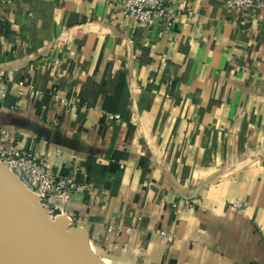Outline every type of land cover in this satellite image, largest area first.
Masks as SVG:
<instances>
[{"label": "crops", "instance_id": "crops-1", "mask_svg": "<svg viewBox=\"0 0 264 264\" xmlns=\"http://www.w3.org/2000/svg\"><path fill=\"white\" fill-rule=\"evenodd\" d=\"M8 1L0 148L73 180L55 217L97 263L264 264V0H172L170 29Z\"/></svg>", "mask_w": 264, "mask_h": 264}, {"label": "water", "instance_id": "water-1", "mask_svg": "<svg viewBox=\"0 0 264 264\" xmlns=\"http://www.w3.org/2000/svg\"><path fill=\"white\" fill-rule=\"evenodd\" d=\"M0 237L39 264H98L62 220H50L35 196L0 163Z\"/></svg>", "mask_w": 264, "mask_h": 264}, {"label": "built area", "instance_id": "built-area-1", "mask_svg": "<svg viewBox=\"0 0 264 264\" xmlns=\"http://www.w3.org/2000/svg\"><path fill=\"white\" fill-rule=\"evenodd\" d=\"M0 0V5L8 3ZM261 0H229L231 9L251 10L259 6ZM172 0H118L122 14L146 26L160 23L166 29L173 26L177 13L171 10ZM0 163L37 199L45 215L56 220L53 201L66 199L79 188L70 177L57 176L36 155L20 152L14 144L0 148ZM235 207L242 212L241 205Z\"/></svg>", "mask_w": 264, "mask_h": 264}, {"label": "bare ground", "instance_id": "bare-ground-1", "mask_svg": "<svg viewBox=\"0 0 264 264\" xmlns=\"http://www.w3.org/2000/svg\"><path fill=\"white\" fill-rule=\"evenodd\" d=\"M11 244L12 242L10 240L0 237V262L1 263L6 262V264H24L19 258L15 259V258H10L8 256L10 255L9 253L11 251V248H10ZM13 246L17 249V246L14 243H13ZM19 253L25 256L23 257L22 255H20V258H22V260H24L26 264H32L33 262L34 264H39L34 258L30 257L28 254L23 253L21 251H19Z\"/></svg>", "mask_w": 264, "mask_h": 264}, {"label": "rangeland", "instance_id": "rangeland-1", "mask_svg": "<svg viewBox=\"0 0 264 264\" xmlns=\"http://www.w3.org/2000/svg\"><path fill=\"white\" fill-rule=\"evenodd\" d=\"M10 248H11V251H10V255H8L10 258H15V259H20L24 264H26V262L24 261V260H22V258H20V255H22L23 257H25L23 254H20L19 253V251H18V248L16 249L14 246H13V243L11 244V246H10ZM26 259V258H25ZM27 260V259H26ZM28 261V260H27ZM0 264H6V262L5 263H1L0 262ZM32 264H34V262L32 263Z\"/></svg>", "mask_w": 264, "mask_h": 264}]
</instances>
